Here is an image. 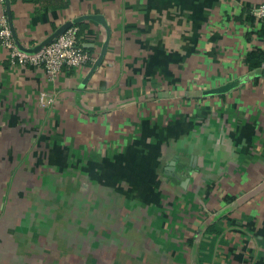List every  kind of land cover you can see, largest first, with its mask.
<instances>
[{
    "label": "crops",
    "instance_id": "crops-1",
    "mask_svg": "<svg viewBox=\"0 0 264 264\" xmlns=\"http://www.w3.org/2000/svg\"><path fill=\"white\" fill-rule=\"evenodd\" d=\"M262 2L10 0L26 53L105 25L52 79L0 44V264H264Z\"/></svg>",
    "mask_w": 264,
    "mask_h": 264
},
{
    "label": "built area",
    "instance_id": "built-area-1",
    "mask_svg": "<svg viewBox=\"0 0 264 264\" xmlns=\"http://www.w3.org/2000/svg\"><path fill=\"white\" fill-rule=\"evenodd\" d=\"M252 14L258 21L264 23V0L252 9ZM80 30V26L72 24L39 51L26 53L19 50L14 43L6 9L0 12V44L7 50L9 62L18 66H41L47 77L51 79L63 67H81L90 60L89 53L79 42ZM261 68L264 69V62ZM54 99L53 94L45 91H41L38 95V103L41 107L51 105Z\"/></svg>",
    "mask_w": 264,
    "mask_h": 264
},
{
    "label": "water",
    "instance_id": "water-1",
    "mask_svg": "<svg viewBox=\"0 0 264 264\" xmlns=\"http://www.w3.org/2000/svg\"><path fill=\"white\" fill-rule=\"evenodd\" d=\"M5 1V9H6V13H7V16H8V21H9V24H10V28H11V31L13 32V29H12V24H11V12H10V0H4ZM82 19H88V20H94V21H97V22H99V23H101V24H103V25H105V22H104V20L102 19V17L101 16H99V15H83V16H80V17H78V18H76V19H74L72 22V24H76V23H78L80 20H82ZM72 24H68V25H66L65 26V28L61 31V32H59V34H61L62 32H64L69 26H71ZM58 34V35H59ZM12 35H13V37H15L14 36V34L12 33ZM57 35V36H58ZM53 41V40H52ZM50 43V42H49ZM48 44V43H47ZM100 60H101V56L96 60V62L93 64V66H92V68H91V70H90V73H92V71L93 70H95V68L98 66V64L100 63ZM264 70V69H263ZM173 164H174V162H173Z\"/></svg>",
    "mask_w": 264,
    "mask_h": 264
},
{
    "label": "trees",
    "instance_id": "trees-1",
    "mask_svg": "<svg viewBox=\"0 0 264 264\" xmlns=\"http://www.w3.org/2000/svg\"><path fill=\"white\" fill-rule=\"evenodd\" d=\"M261 30H262V33L264 34V24H262ZM245 61L248 64V67L251 69L261 67V64L264 62V50L254 49L250 51L247 54Z\"/></svg>",
    "mask_w": 264,
    "mask_h": 264
},
{
    "label": "rangeland",
    "instance_id": "rangeland-1",
    "mask_svg": "<svg viewBox=\"0 0 264 264\" xmlns=\"http://www.w3.org/2000/svg\"><path fill=\"white\" fill-rule=\"evenodd\" d=\"M10 153H8V155H9ZM11 155H12V159H14L15 158V156H21V153H15V152H11ZM92 229H90V230H88L89 232L91 231ZM94 231V230H93ZM96 236H97V234H96ZM99 237V236H98ZM97 238V237H96ZM87 242L89 243V240H87Z\"/></svg>",
    "mask_w": 264,
    "mask_h": 264
}]
</instances>
